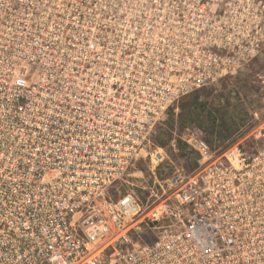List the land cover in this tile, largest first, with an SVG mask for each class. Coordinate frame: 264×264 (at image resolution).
<instances>
[{
  "label": "built area",
  "instance_id": "1",
  "mask_svg": "<svg viewBox=\"0 0 264 264\" xmlns=\"http://www.w3.org/2000/svg\"><path fill=\"white\" fill-rule=\"evenodd\" d=\"M43 4L0 0V264H264V150L234 145L168 187L166 154L151 152L160 187L139 195L168 107L163 59L67 28Z\"/></svg>",
  "mask_w": 264,
  "mask_h": 264
},
{
  "label": "rangeland",
  "instance_id": "2",
  "mask_svg": "<svg viewBox=\"0 0 264 264\" xmlns=\"http://www.w3.org/2000/svg\"><path fill=\"white\" fill-rule=\"evenodd\" d=\"M43 1L67 28L77 25L100 41H132L128 53L136 45L163 59L153 65L163 85L169 83L168 107L138 161L145 175L135 186L139 195L147 194L142 186L160 187L149 168L151 152L166 154L156 175L168 187L177 169L188 176L228 161L234 145L251 159L264 150V0ZM103 20L108 29L101 33ZM197 139L210 151L202 155ZM256 162L264 164V156Z\"/></svg>",
  "mask_w": 264,
  "mask_h": 264
}]
</instances>
